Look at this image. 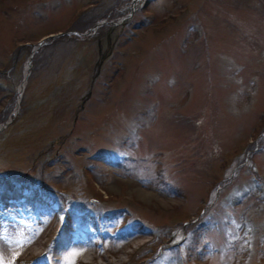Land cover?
Here are the masks:
<instances>
[{"label":"rangeland","instance_id":"1","mask_svg":"<svg viewBox=\"0 0 264 264\" xmlns=\"http://www.w3.org/2000/svg\"><path fill=\"white\" fill-rule=\"evenodd\" d=\"M127 1L0 0V68L16 56L0 77V173L34 183L31 193L44 182L78 207L128 206L137 221L166 224L127 242L103 236L87 264H264V201L248 172L264 184V144L253 148L264 127V0H138L93 68L97 32L107 23L115 37L110 20ZM42 209L23 247L10 243L22 221L1 226L3 264L28 263L50 237L58 214ZM118 214L105 229L126 225ZM169 236L181 246L166 245ZM72 250L54 264H80Z\"/></svg>","mask_w":264,"mask_h":264},{"label":"snow or ice","instance_id":"2","mask_svg":"<svg viewBox=\"0 0 264 264\" xmlns=\"http://www.w3.org/2000/svg\"><path fill=\"white\" fill-rule=\"evenodd\" d=\"M18 229L14 232L13 238L10 240V243L23 247L25 243H30L31 239L30 237L22 234L25 233L28 229V224L25 222L23 225H20L19 222H17ZM0 239H2V236H0ZM235 239V237H234ZM72 257H75L76 255H79L78 252L71 253ZM0 264H3V261H0ZM65 264H74V259L65 261Z\"/></svg>","mask_w":264,"mask_h":264},{"label":"bare ground","instance_id":"3","mask_svg":"<svg viewBox=\"0 0 264 264\" xmlns=\"http://www.w3.org/2000/svg\"><path fill=\"white\" fill-rule=\"evenodd\" d=\"M31 56H32V53H31ZM28 68H29V63L26 64L25 75H27ZM23 87H24V81L20 84V86H19V88H18V89H19V93L22 91ZM87 257H88V253H85L83 259L85 260ZM85 264H86V263H85Z\"/></svg>","mask_w":264,"mask_h":264}]
</instances>
